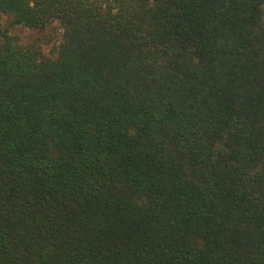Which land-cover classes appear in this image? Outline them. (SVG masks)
Instances as JSON below:
<instances>
[{
    "label": "trees",
    "instance_id": "1",
    "mask_svg": "<svg viewBox=\"0 0 264 264\" xmlns=\"http://www.w3.org/2000/svg\"><path fill=\"white\" fill-rule=\"evenodd\" d=\"M0 264H264V0H0ZM57 24L55 56L11 30Z\"/></svg>",
    "mask_w": 264,
    "mask_h": 264
},
{
    "label": "rangeland",
    "instance_id": "2",
    "mask_svg": "<svg viewBox=\"0 0 264 264\" xmlns=\"http://www.w3.org/2000/svg\"><path fill=\"white\" fill-rule=\"evenodd\" d=\"M6 27L5 20L1 21L0 32ZM62 30L57 24L46 30H33L26 27H17L11 30L12 36L23 45H33L39 48L46 56H55V51L62 39Z\"/></svg>",
    "mask_w": 264,
    "mask_h": 264
}]
</instances>
